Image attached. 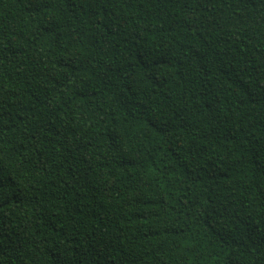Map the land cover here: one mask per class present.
I'll use <instances>...</instances> for the list:
<instances>
[{
	"label": "trees",
	"instance_id": "16d2710c",
	"mask_svg": "<svg viewBox=\"0 0 264 264\" xmlns=\"http://www.w3.org/2000/svg\"><path fill=\"white\" fill-rule=\"evenodd\" d=\"M0 264H264V0H0Z\"/></svg>",
	"mask_w": 264,
	"mask_h": 264
}]
</instances>
